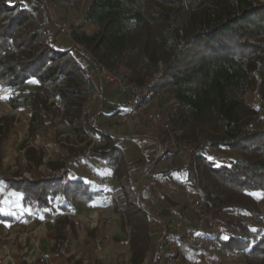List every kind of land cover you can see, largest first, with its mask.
Listing matches in <instances>:
<instances>
[{
    "label": "trees",
    "instance_id": "obj_1",
    "mask_svg": "<svg viewBox=\"0 0 264 264\" xmlns=\"http://www.w3.org/2000/svg\"><path fill=\"white\" fill-rule=\"evenodd\" d=\"M48 1L64 6L78 0ZM80 25L73 33V42L86 47L91 57L81 54L80 58H75L72 54L74 46L68 43L69 40L54 42L52 32L46 25L39 24L22 0H0V91L9 88L16 94L15 100L24 101L25 107L31 108L33 105L27 98H20L28 92L29 81L37 82L44 90L58 84L48 93L65 104L67 124L76 133L82 132L80 135L86 139L81 128L86 119L87 131L102 137L105 142L92 149H88L89 144L79 156L77 152L74 155L84 160L88 156L93 161L113 166L116 178L122 181L128 164L136 160L141 148L134 139H127L130 144L124 148L126 139H116L103 130L98 125V116L91 117L89 122L83 116L81 102L89 93L84 87L89 83V68L100 64L108 71L118 72L124 66L131 71L130 79L137 83L134 85L143 87V72L157 69L161 52L174 45L168 27L177 26V32L184 29V43L177 45L178 51L173 49L163 59L165 68L146 85V95L151 90L170 91L175 104L168 116L173 126L181 131L180 137L200 146L204 139L210 142L209 138H213L214 143L237 152L240 159L229 166L218 164L204 153L197 157L195 170L191 157L184 155L189 161L186 165L172 164L162 171L152 168L149 176L172 188L173 195L184 194V190L198 185V200L205 213L212 209L216 211L221 205L241 204L253 218L262 219L264 214L258 208L254 194H264L263 117L257 109L245 105L244 97L254 87L264 95V0H91L84 8ZM91 26L95 27L94 31H86ZM129 94L125 101L116 102L120 103L116 114H128L134 105L136 95ZM211 129L218 132V137H213ZM163 152L166 158L170 157L166 147ZM31 155L39 167L42 156L33 152ZM1 159L0 152V162ZM86 166L89 172H106L94 162H88ZM62 169L63 175L54 173L47 178L15 180L0 177V180L7 190L21 197L23 211L27 208L46 210L55 205L60 211L68 212L78 202L111 205L108 187L72 170L70 162ZM123 187H118L120 205L116 210L124 225L131 229V264H143L151 253L153 220L149 210L152 208H144L141 212L130 202V197L138 196L136 200H139V184L127 190ZM143 189L146 190L143 197L146 194L147 199L158 198L156 187ZM231 192L236 197L233 198ZM162 203L179 204L172 197H166ZM184 208L178 209L171 224L183 218L186 229L192 230L199 216ZM25 217L28 221L32 219L30 215L21 216ZM0 221L20 220L15 213L5 214L0 210ZM66 223L67 220H61L57 229L67 227ZM63 227L59 230L61 236ZM177 238L182 239V236ZM172 244L170 240L159 246L156 261L164 259V251ZM215 247L225 253L241 252L245 264H264V224L238 227L218 238L209 249ZM209 249L187 247L182 253V264H189L193 257L196 261L200 251ZM95 262L101 264L100 260Z\"/></svg>",
    "mask_w": 264,
    "mask_h": 264
},
{
    "label": "rangeland",
    "instance_id": "obj_2",
    "mask_svg": "<svg viewBox=\"0 0 264 264\" xmlns=\"http://www.w3.org/2000/svg\"><path fill=\"white\" fill-rule=\"evenodd\" d=\"M22 1L24 7L34 13V17L37 18L39 24L44 26L46 25V28L52 32L54 42H68L69 40L68 43H70L72 47L74 46L72 54L75 58H80L81 54H87L88 57H91V53L86 49V47L73 42V33L81 27L80 24L82 23L84 8L91 0H78L73 4H67L64 6L51 3L48 0ZM53 19H56L59 23L66 25L69 32H62L59 28H57ZM94 29L95 27L91 26L87 27L86 31L93 32ZM168 31L172 33V42L174 45L171 47L167 46V48L161 52V61L159 62L157 69L143 72L145 86H148L154 79H156L165 68L166 63L163 59L167 58V56L172 53L173 49H177L178 51L179 49L177 45L184 43V29H180V31L177 32V26H169ZM63 45L64 43L62 44V47H64ZM94 68L92 71L96 70L97 74L93 76L90 71V76H88L89 83H87L84 87L89 89L90 85L91 88L89 91L91 89L98 91L97 93L99 96L94 101L89 102L90 93H88V96L81 102V111L83 112V116L85 115L87 118V122H89L91 117L95 118L98 116V124H101V128L103 130L107 132L113 130L117 132L118 135L120 133V121H122L125 117H122L123 119L119 118L120 114L112 117L99 115L102 113V109H100L98 105H102L109 97L105 96L104 100L100 99V80H102L103 83H107L108 80L105 76L106 74H99L103 72L102 67H98L96 64L94 65ZM120 72L123 79L120 78L121 82L118 81V85L120 83L123 84L124 80L137 85L136 82L130 79L131 71L126 69L124 66H121L118 72L113 71L112 74L119 77L120 74L117 73ZM112 81H115V79ZM55 86H58V84H53L46 87L47 90H44L37 82L29 81L28 92L20 96V98H27L29 103L33 105L31 108L25 107L24 101L15 100L16 94L11 93L9 88H3L0 91V152L2 155L0 162V177L20 180L23 178H47L54 173L63 175L65 172L62 168L68 162H70L72 170L76 172L78 171L83 175L87 174L86 171L88 172V170L83 165L88 162H85L84 158H80L78 156L80 155L81 150L90 144L89 139L91 136L95 137L93 135L94 133L91 134L87 131L88 127L86 125L87 123H85L86 119L82 121L81 125V128L83 129L82 131H84L86 135V139L80 135L82 132L76 133L73 128L67 124L66 112L64 109L65 104L58 98H54L50 93H48V90ZM148 95H146L144 103H147ZM165 95H167L173 103L169 104L166 113L156 114L160 123H153L147 115L141 116L149 121L152 126L156 127L157 130H162L161 142L158 147L159 161L161 162L157 167V171H162L167 166L176 163V158L172 160L170 159L172 157H169L168 159L164 155V152H162L167 146L166 144L169 141V137L168 132L161 126V123L168 124L170 126V130L173 132L176 141L196 147L198 154L195 158L193 156L191 157V162L195 170H197V157L204 153L209 155L210 159L213 161H217L218 164H227L229 166H233L235 162L240 159L237 152L214 143L215 139L213 138H209L210 142H207L204 139L202 141L204 144L200 146L193 140L180 137L181 131H179L177 127L173 126L170 121V117L168 116V112L173 106L172 104H175L173 94H171L170 91H166ZM128 96L130 97V94L125 93V100ZM244 101L246 106L249 108H255L260 112L263 117L262 119L264 124V95L260 93L259 88L254 87L251 91H249L245 95ZM74 109L76 110L75 107ZM145 111L151 113V111ZM31 132L35 134H31ZM210 132L213 134V137H218V132H214L213 129H211ZM129 144L130 140L126 139L123 141L124 148H127ZM88 149L92 148L88 147ZM31 152L37 156H42V163L39 167H36L35 161L30 158L32 156ZM74 152H77L78 156H75ZM179 156H184V154ZM138 170V168L134 169V167L128 166V169L125 172L126 175L122 181H119L115 177V185L119 188L124 186L123 188L127 190L129 187L134 188L139 184L140 187H138L137 193H139L138 195L140 198L142 197L144 191H146L143 188L147 187L148 181L147 175H142V173ZM157 188L164 193L166 197H168L169 192L166 189L168 186ZM230 194H232L233 198L236 197L232 192ZM178 196L180 197L178 201L181 202L182 207H185V211H188L189 208L185 204L183 194H178ZM254 197L258 200V208H260L261 212L264 214V194L255 193ZM137 198L138 196L133 198L130 197V202L133 203L138 210L144 212L142 205H135L136 203H139V200H136ZM20 199L21 197L17 193L7 190L4 182L0 180V210L3 213L13 212L18 216L25 213L27 216L30 215L33 218V220L30 221H28L25 217L18 222H0V264H96L95 261L98 259L95 260V257L92 254L94 252L95 254L99 253L103 249V241H100L102 232L99 230L101 227L102 231H104L106 226H110L111 219H113L111 218V215L104 214L101 218L94 216L90 220L86 221V223H80V225H77L78 222H76V220H72L75 222V226L73 225V222L68 221L66 216H63L65 218H61V220H67L68 223L66 224L69 227L59 226L57 229L56 226L59 221L55 224V221L58 218L55 216L61 213L57 211L58 208L55 205L53 207L55 209V213L57 212V215L55 216L53 215L54 209L35 211L34 209L31 210V208H27L23 211ZM111 204L114 205L115 209L113 210L110 206L111 213L118 215L119 213L116 210V207L120 205L119 201H111ZM242 206L243 205L241 204L221 205L219 206L220 209L216 211L212 209L209 212L213 211L215 213V220L218 224H222L224 227L230 228L232 231H235L236 228L243 227L246 224H252L255 227L263 226L264 217L262 219H255ZM160 218L165 220L164 217ZM177 224L178 223H176V225ZM49 226L52 228H49ZM124 226L126 228L123 227L119 237H113V232H111L110 228L108 229L110 232H107L108 234L110 233V237H112L111 240H113V244H111V252H114L116 256L123 254L121 255L122 263L125 257L130 259L132 254L128 252L131 245L129 240V237L131 236V229L127 225ZM43 227H47V229L42 231L41 228ZM61 227H63V236H61L59 232ZM173 227L174 226L172 225L169 228L167 223L158 220L152 222L151 233L156 236L153 238L151 244V256L149 257L156 259V252L159 250V246L163 244V242L172 240L173 248L178 242H180L177 237L170 236L172 233L171 228ZM206 229L209 232L212 231L213 228L211 222L208 223ZM167 233L168 235L166 236ZM110 237L109 241H111ZM95 241H100V243L94 244ZM126 241H129V246L122 244ZM170 252L171 251L168 249L167 251H164V264H169L170 261L168 260V257L170 256ZM200 252L201 253L198 256L199 258L195 261L196 258L193 257L189 260V264H245V259L239 251L225 253L222 252L221 249L215 247L206 252ZM117 264H119V258H117Z\"/></svg>",
    "mask_w": 264,
    "mask_h": 264
},
{
    "label": "crops",
    "instance_id": "obj_3",
    "mask_svg": "<svg viewBox=\"0 0 264 264\" xmlns=\"http://www.w3.org/2000/svg\"><path fill=\"white\" fill-rule=\"evenodd\" d=\"M93 68L94 67H90L89 76H90V71H91V74H93V76L97 74L96 70L92 71ZM117 74H120V76L119 77L116 76L115 81L108 80L107 83L106 82L103 83V81L100 80V84H99V89L101 91L100 99L104 100L105 96H109V97L107 98L108 100L104 102L102 105H98L100 109H102V113L99 115H105L106 117H112V116L117 115L116 113L120 109V103H116V102L125 101V94L120 89L121 83L118 85V81L121 82L120 78L123 79V77L121 76V72ZM90 91H92V89ZM167 95H165V91H152L151 90L148 95L146 110L151 111V113H154V114L166 113L169 104L173 103V101H170V98H168ZM126 115L120 114L119 118L123 119L125 117L122 121H120L121 122V125H119L120 133L117 135V132L113 130L110 131L109 133L112 134L116 139L138 140L136 142L140 146L141 150L139 151L136 160L129 164V167H134V169L138 168L139 169L138 171H140L142 175L144 174L147 175L148 173L147 189H150V188L153 189L155 187L157 188V187L164 186V185H161L158 181L152 179L151 176H149L150 169L153 168L154 171L157 170V167L160 165V162H161L159 161L160 158L158 155L159 153L158 147L161 142V131L162 130H159V129L157 130V128L152 126L151 123L147 121L144 117H141V116L140 117L139 116L138 117H128ZM98 125L101 127V124H98ZM170 159L172 160L175 159V162H176L174 163L175 166H183L188 163L187 156L186 157L185 156H174ZM83 166H85V168L88 170V172L86 171L87 174L84 176L89 177L90 172H89L88 167H86V164H84ZM105 174L107 173L104 172V175ZM166 189L169 192L168 197H172L176 203L177 202L179 203L178 205H175V206L165 205L157 197L154 200H152L151 198L147 199L145 198L146 194L144 195V197L142 196L139 198V202L142 205L143 209L146 208L147 210V207L152 208L149 211H150L152 220H154L153 222H155L156 220L165 222L167 223V226L170 228L173 225L171 224V222L176 212L178 211L179 208H181L182 205H181V202L178 201L180 198L179 197L180 195L178 196V194H174V195L171 194L172 188L168 187ZM183 197H184V194H183ZM110 206L113 208V210H115L113 204L111 205L109 204L105 206L103 204H85L82 202H78L75 205V207L71 211H68V212H62L58 209L57 211L61 213L59 215H57V212L55 213V209L53 207L51 209H54L53 215L54 216L57 215L55 217H58L57 220L55 221V224L57 221L60 222L61 218H65L63 216H66L69 222H73L72 220H76V222H78L77 225H80V223L82 222L86 223V221L90 220L94 216L101 218L102 216H104V214L111 215V218L113 219H111L110 226H106L104 231H102L101 227L99 230L100 232H102L100 241L101 240L103 241V246H102L103 249L99 253L95 254L94 252L92 255L95 257V260L96 259L100 260L101 264H117V258H119V264H131L132 254H131L130 259H127L125 257L122 263L121 255L123 254L116 256L114 252L113 253L111 252V249H112L111 244H113L112 242L113 240H111L112 237H110V233L109 234L107 233V232H110V230L108 229L110 228L111 232H113V235H112L113 237H119L121 235V231L123 227L124 228L126 227L123 224L122 216L120 214L118 215L112 214L110 211L111 209ZM156 215L159 217H157ZM21 216L17 215L19 220L23 219L21 218ZM160 217L162 218L164 217L165 220L161 219ZM31 220H33V218ZM3 223H12V222H3ZM73 225L75 226V222H73ZM49 228H52V227L49 226ZM45 229H47V227L41 228L42 231H44ZM155 236L156 235H153L152 233V241ZM109 237L111 241H109ZM100 241L99 242L95 241L94 244H98L100 243ZM128 252L132 253L133 249L130 247ZM149 256H151V254L147 256L143 264H164L162 260L156 261V259L149 257Z\"/></svg>",
    "mask_w": 264,
    "mask_h": 264
},
{
    "label": "built area",
    "instance_id": "obj_4",
    "mask_svg": "<svg viewBox=\"0 0 264 264\" xmlns=\"http://www.w3.org/2000/svg\"><path fill=\"white\" fill-rule=\"evenodd\" d=\"M55 22V25L57 28H59L62 32H69L66 28V25L59 23L56 19H53ZM98 67H102L103 72L99 73L101 75L106 74L107 80H113L116 78L115 74H112V72L105 69L102 65L98 64ZM90 88V85H89ZM121 91L125 93H132L136 95V98H134V105L128 112L126 116L128 117H136V116H142L147 115L153 123H160V120L154 113H149L146 110L147 103H144L145 96L147 94V88L146 86L138 87L134 84H131L129 82L124 81L123 84L120 86ZM98 91H89V102L94 101L99 94ZM161 126L165 128V130L168 132L169 141L166 144V151L170 155V157L179 156V155H189L190 157L197 156L198 151L196 147L188 144H183L178 141H176L175 136L173 132L170 130V126L168 124L161 123ZM90 146L89 148H93L97 145H104L105 142L102 137L95 136L89 139ZM163 152V151H162ZM85 160L87 162L95 163L101 170L106 171L107 174H100L97 172H90L89 179L93 182L99 183L101 185H104L108 187L110 190L109 193V199L110 201H118L119 200V194L120 190H118L115 185V177H116V170L113 166H110L104 162L99 161H93L88 156L85 157ZM194 160V159H193ZM184 199L185 204L188 206L189 209L194 211L198 214L199 220L197 221L196 227L192 230L186 229V222L184 223V219L180 218L177 220L176 223L173 225L174 227L171 228L172 233L170 234L171 237H179L182 236V239H179L180 242L173 246H171L168 250H170V256L168 257V260L170 261L169 264H182V253L187 247H193L197 246L201 248L202 250H207L213 245L218 238L223 237L224 235H228L231 232H233L230 228L224 227L222 224H218L215 220V213L213 211L209 213H205L202 209V206L198 200L199 196V188L198 185H194L189 190H184ZM157 195L159 200L164 201L166 199V196L164 193H162L160 190L157 189ZM136 206H140V203H136ZM211 222L212 225V231H210V235L213 237H210L208 234L209 231H207V225ZM180 233H179V232ZM168 233L166 234V236ZM123 245L129 246V241L123 242ZM173 245V244H172ZM172 248V249H171ZM178 253V255L174 256V254Z\"/></svg>",
    "mask_w": 264,
    "mask_h": 264
},
{
    "label": "snow or ice",
    "instance_id": "obj_5",
    "mask_svg": "<svg viewBox=\"0 0 264 264\" xmlns=\"http://www.w3.org/2000/svg\"><path fill=\"white\" fill-rule=\"evenodd\" d=\"M225 239H227V237H225Z\"/></svg>",
    "mask_w": 264,
    "mask_h": 264
}]
</instances>
